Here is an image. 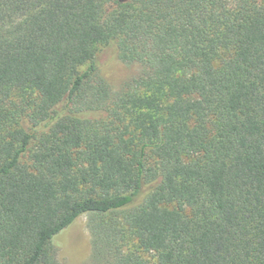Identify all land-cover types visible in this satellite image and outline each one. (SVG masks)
Returning <instances> with one entry per match:
<instances>
[{
	"label": "trees",
	"instance_id": "obj_1",
	"mask_svg": "<svg viewBox=\"0 0 264 264\" xmlns=\"http://www.w3.org/2000/svg\"><path fill=\"white\" fill-rule=\"evenodd\" d=\"M82 214L95 264H264V0H0V264Z\"/></svg>",
	"mask_w": 264,
	"mask_h": 264
},
{
	"label": "rangeland",
	"instance_id": "obj_2",
	"mask_svg": "<svg viewBox=\"0 0 264 264\" xmlns=\"http://www.w3.org/2000/svg\"><path fill=\"white\" fill-rule=\"evenodd\" d=\"M96 64L100 75L114 91H120L130 80L141 74L138 63L123 62L115 43L100 46ZM58 264H95L92 259L91 237L87 228V214L80 215L56 238Z\"/></svg>",
	"mask_w": 264,
	"mask_h": 264
}]
</instances>
